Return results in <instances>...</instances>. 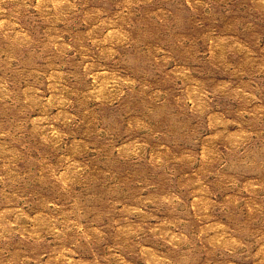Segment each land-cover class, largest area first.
I'll use <instances>...</instances> for the list:
<instances>
[{
  "label": "rangeland",
  "instance_id": "374dc122",
  "mask_svg": "<svg viewBox=\"0 0 264 264\" xmlns=\"http://www.w3.org/2000/svg\"><path fill=\"white\" fill-rule=\"evenodd\" d=\"M0 264H264V0H0Z\"/></svg>",
  "mask_w": 264,
  "mask_h": 264
}]
</instances>
